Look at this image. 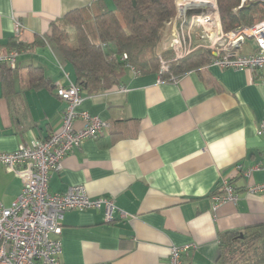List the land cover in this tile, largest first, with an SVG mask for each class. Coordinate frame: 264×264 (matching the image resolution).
<instances>
[{"label": "crops", "instance_id": "obj_1", "mask_svg": "<svg viewBox=\"0 0 264 264\" xmlns=\"http://www.w3.org/2000/svg\"><path fill=\"white\" fill-rule=\"evenodd\" d=\"M96 1L0 0V52L21 44L16 69L0 66V152L62 128L65 103L56 91L76 84L77 76L72 64L59 62L46 38L53 26L65 27L69 12ZM15 19L23 26L18 36ZM32 67L41 69L47 85H32ZM135 71L128 69L110 90L80 91L79 111L100 116L110 129L68 154L49 180L53 193L83 185L92 198L113 199L129 219L116 214V221L106 222L104 210L68 211L59 259L169 264L172 245H195L187 264H222L223 233L264 223V193L247 191L264 183V171L246 178L238 169L264 166V137L257 133L264 120V85L247 71L210 64L176 80ZM82 127L77 120L75 129ZM224 180L238 200L216 206ZM24 181L23 171L0 166V202L9 207Z\"/></svg>", "mask_w": 264, "mask_h": 264}, {"label": "built area", "instance_id": "obj_2", "mask_svg": "<svg viewBox=\"0 0 264 264\" xmlns=\"http://www.w3.org/2000/svg\"><path fill=\"white\" fill-rule=\"evenodd\" d=\"M176 6L177 15L165 47L173 52L175 59L210 50L215 56L210 65L247 71L264 85V20L227 33L221 24L217 0H177ZM22 29L20 21L15 19L16 36ZM247 38L255 41L251 52L243 49ZM206 40L209 45L201 46L200 42ZM19 55L17 49L0 52V66L16 69ZM126 58L124 55L123 59ZM166 70V62L162 60L161 72ZM56 93L65 103L60 131L46 139L21 144L13 152H0V166L15 173L23 171L25 175L22 191L13 203L6 207L0 202V264H63L59 259L62 220L70 210H104L106 222L116 221V214L119 219H129L113 199L92 198L83 185L72 186L65 193L50 191V176L63 169L64 158L85 140L98 139L110 129V124L100 116L79 111L83 97L75 83L57 88ZM79 119L83 127L77 130L75 122ZM257 133L264 137V120ZM238 169L249 178L255 171H264V166L256 165L245 171L239 166ZM221 187L223 193L214 196L215 205L227 201L236 203L238 194L231 182L224 180ZM247 191L264 193V183L250 186ZM194 248L195 245H172L169 264H187L185 257Z\"/></svg>", "mask_w": 264, "mask_h": 264}, {"label": "trees", "instance_id": "obj_3", "mask_svg": "<svg viewBox=\"0 0 264 264\" xmlns=\"http://www.w3.org/2000/svg\"><path fill=\"white\" fill-rule=\"evenodd\" d=\"M112 1L113 9L106 0H97L92 8L69 12L68 27L55 25L46 38L59 62L74 67L80 91L96 94L119 86L131 68L144 74L158 72L165 80H176L215 58L212 51L203 49L187 58L175 59L170 49L163 48V41L172 33L177 0ZM243 1L217 0L225 32L252 27L264 20L261 3ZM19 48L18 41L10 45V50ZM162 60L167 70L161 72ZM31 82L35 87L48 84L41 69L33 67ZM219 259L222 264H264V223L223 233Z\"/></svg>", "mask_w": 264, "mask_h": 264}, {"label": "rangeland", "instance_id": "obj_4", "mask_svg": "<svg viewBox=\"0 0 264 264\" xmlns=\"http://www.w3.org/2000/svg\"><path fill=\"white\" fill-rule=\"evenodd\" d=\"M109 1H110V2H109V6H110L109 8H110V9H113V8H114L113 1H112V0H109ZM260 1H263V0H245L244 4L258 3V2H260ZM262 6H263V5H262ZM67 27H68V25L66 24V25H65V28H67ZM169 39H170V38L166 39V41L169 40ZM166 41H165V40L163 41V48H165V44H167ZM200 43H201V46L209 45V40L201 41ZM72 44H73L74 46H76V41H75V39H73ZM254 45H255V41H254V39H252V38H247L246 42L244 43L243 49H244V51H246V52H251V51H253ZM161 49H162V48H161ZM162 50H163V49H162Z\"/></svg>", "mask_w": 264, "mask_h": 264}, {"label": "water", "instance_id": "obj_5", "mask_svg": "<svg viewBox=\"0 0 264 264\" xmlns=\"http://www.w3.org/2000/svg\"><path fill=\"white\" fill-rule=\"evenodd\" d=\"M245 2V1H244ZM258 3H261L263 6H264V0L263 1H260V2H258Z\"/></svg>", "mask_w": 264, "mask_h": 264}]
</instances>
